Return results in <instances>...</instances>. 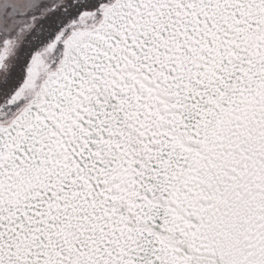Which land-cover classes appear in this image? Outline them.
I'll return each mask as SVG.
<instances>
[{
    "label": "snow or ice",
    "instance_id": "6c2138e0",
    "mask_svg": "<svg viewBox=\"0 0 264 264\" xmlns=\"http://www.w3.org/2000/svg\"><path fill=\"white\" fill-rule=\"evenodd\" d=\"M0 264H264V0H0Z\"/></svg>",
    "mask_w": 264,
    "mask_h": 264
}]
</instances>
